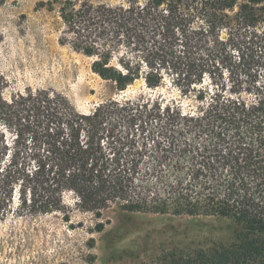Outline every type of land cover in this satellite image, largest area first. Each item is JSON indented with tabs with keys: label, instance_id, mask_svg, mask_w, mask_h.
<instances>
[{
	"label": "trees",
	"instance_id": "obj_1",
	"mask_svg": "<svg viewBox=\"0 0 264 264\" xmlns=\"http://www.w3.org/2000/svg\"><path fill=\"white\" fill-rule=\"evenodd\" d=\"M39 6L58 11L60 44L92 59L117 91L169 78L196 107L141 96L81 112L50 89L7 99L0 74V218L62 213L70 222L69 195L98 218L115 205L215 217L238 228L231 242L162 264H264V0Z\"/></svg>",
	"mask_w": 264,
	"mask_h": 264
},
{
	"label": "rangeland",
	"instance_id": "obj_2",
	"mask_svg": "<svg viewBox=\"0 0 264 264\" xmlns=\"http://www.w3.org/2000/svg\"><path fill=\"white\" fill-rule=\"evenodd\" d=\"M44 0H6L0 6V74L4 96L27 88L60 93L81 112L110 99L141 96L196 107L169 78L158 89L138 80L119 92L92 71V59L60 44L62 21L57 10L39 6ZM71 221L62 213L0 218V264H162L169 254L187 255L231 242L237 227L215 217L126 214L118 206L101 218L83 212L67 196ZM16 207V206H15ZM103 232H97L98 223Z\"/></svg>",
	"mask_w": 264,
	"mask_h": 264
}]
</instances>
